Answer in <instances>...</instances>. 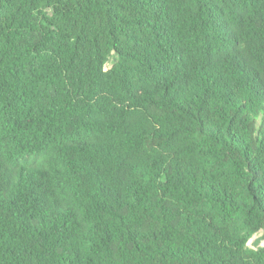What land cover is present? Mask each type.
Wrapping results in <instances>:
<instances>
[{
  "label": "trees",
  "instance_id": "1",
  "mask_svg": "<svg viewBox=\"0 0 264 264\" xmlns=\"http://www.w3.org/2000/svg\"><path fill=\"white\" fill-rule=\"evenodd\" d=\"M261 240L264 0H0V264H264Z\"/></svg>",
  "mask_w": 264,
  "mask_h": 264
},
{
  "label": "rangeland",
  "instance_id": "2",
  "mask_svg": "<svg viewBox=\"0 0 264 264\" xmlns=\"http://www.w3.org/2000/svg\"><path fill=\"white\" fill-rule=\"evenodd\" d=\"M111 64H107L106 68H109ZM261 235V232L254 235V237L249 241V244H252V242L255 240V238L259 237ZM260 245H264V240L260 241Z\"/></svg>",
  "mask_w": 264,
  "mask_h": 264
}]
</instances>
